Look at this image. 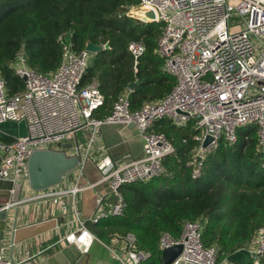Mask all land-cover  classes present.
<instances>
[{
	"label": "built area",
	"instance_id": "obj_1",
	"mask_svg": "<svg viewBox=\"0 0 264 264\" xmlns=\"http://www.w3.org/2000/svg\"><path fill=\"white\" fill-rule=\"evenodd\" d=\"M138 0L118 17L134 18L138 8L154 13V23L162 24L156 53L163 60V70L174 78L170 92L160 100L130 110L128 88L111 105L109 114L97 119L93 114L104 106L99 84L93 80L81 85L83 75L93 55L85 49L75 52L72 34L57 37L62 53L55 71L38 74L26 63L20 52L11 63L14 74L23 81V89L13 95L7 91L0 74V124L12 122L25 125V134L11 142H0V180L27 186V161L39 150L61 151L62 144L76 140L87 131L90 143L104 125L133 126L142 139V155L124 165L109 160L98 163L101 181L115 198L108 215H121L124 207L120 189L129 184L145 183L163 175V159L173 153L172 143L163 135L151 132L154 124L167 119L179 128L194 122L196 133L192 177L198 178L205 156L216 149L220 141L229 145L236 142L239 128L254 124L257 127V148L264 150V0ZM238 17L243 27L231 26ZM127 50L136 68L145 46L142 41H131ZM207 138L208 146L202 145ZM79 147L64 151L68 157L79 155ZM85 148L80 167L89 156ZM67 191H50L37 198H53L61 205ZM102 199L97 200L101 204ZM12 206V205H8ZM99 217L90 219L92 224ZM205 221L182 223L179 238L162 233L158 250L181 246L180 255L171 264H221L217 248L202 245ZM83 226V225H81ZM87 232L82 229V233ZM80 233V232H79ZM88 233V232H87ZM89 234V233H88ZM73 234L67 235L71 236ZM90 235V234H89ZM66 236V237H67ZM116 246L114 257L121 264H143L149 252L135 246L133 234H126ZM61 244L63 239L58 240ZM251 264L264 258V227H259L244 247ZM0 264H20L0 252Z\"/></svg>",
	"mask_w": 264,
	"mask_h": 264
},
{
	"label": "trees",
	"instance_id": "obj_2",
	"mask_svg": "<svg viewBox=\"0 0 264 264\" xmlns=\"http://www.w3.org/2000/svg\"><path fill=\"white\" fill-rule=\"evenodd\" d=\"M137 4L138 0H0V74L8 93L23 89L11 68L17 54L22 52L36 73H51L62 53L57 37L68 32L75 52L83 51L88 42L108 45L93 55L81 82L97 81L104 96L95 118L106 117L131 84V111L165 97L174 78L163 70L156 53L162 24L118 17ZM139 40L145 51L134 69L127 45ZM190 124L177 128L167 119L154 124L150 131L163 134L174 149L163 159L165 172L148 182L123 186L121 215H107L90 227L97 239L108 244L114 237L133 234L135 246L150 254L143 264H163L160 235L179 238L182 223L204 220L202 245L215 246L219 261L248 245L254 232L264 227V150L257 148L256 125L237 129L233 145L221 140L202 161L200 176L193 178L190 163L198 142L188 132Z\"/></svg>",
	"mask_w": 264,
	"mask_h": 264
},
{
	"label": "crops",
	"instance_id": "obj_3",
	"mask_svg": "<svg viewBox=\"0 0 264 264\" xmlns=\"http://www.w3.org/2000/svg\"><path fill=\"white\" fill-rule=\"evenodd\" d=\"M22 123L7 122L0 124V137H7L9 143L14 138L25 134ZM90 134L85 131L79 133L71 144L78 146L81 159L85 148L90 146L89 156L84 159L81 167L67 178V187L63 184L42 192H32L28 188L21 193V200L27 205L20 209L12 252L8 251V241L3 245L5 255L17 263L36 256L59 240L60 230L65 229V236L87 231L93 241L88 248L90 259L88 264H121L114 257L120 250L118 237H114L108 244L101 242L91 232V217L103 218L108 215L115 204V198L109 193L105 183L101 181L98 163L109 160L119 166L142 155V139L136 128L125 127L121 124L104 125L97 136L90 143ZM69 143V142H68ZM71 195L62 197L61 205H55L53 198H37L40 194L50 191H70ZM101 198V204L97 200ZM83 225V226H81ZM162 254V253H161ZM221 264H251V259L244 248L236 250L228 257L219 260Z\"/></svg>",
	"mask_w": 264,
	"mask_h": 264
},
{
	"label": "water",
	"instance_id": "obj_4",
	"mask_svg": "<svg viewBox=\"0 0 264 264\" xmlns=\"http://www.w3.org/2000/svg\"><path fill=\"white\" fill-rule=\"evenodd\" d=\"M139 12L135 20L143 24L154 23V13L149 9L138 8ZM108 45H95L88 42L85 51L97 54ZM133 84L128 90L133 89ZM211 142L207 138L202 145L205 149ZM61 151L39 150L33 152L27 161V186L23 184H13L11 181L0 180V252L4 250L3 245L8 241L9 253L13 250L14 233L20 209L28 203L21 200V193L26 188L32 192H42L63 184L67 187V178L70 174L80 168L81 159L78 156L68 157L64 151L72 150L71 143L62 144ZM12 205V206H8ZM60 239L64 243L55 242L40 254L33 256L20 264H88L90 255L88 248L93 241V237L82 231L71 236H65V229L60 230ZM181 246H174L162 252V263L171 264L181 253Z\"/></svg>",
	"mask_w": 264,
	"mask_h": 264
},
{
	"label": "rangeland",
	"instance_id": "obj_5",
	"mask_svg": "<svg viewBox=\"0 0 264 264\" xmlns=\"http://www.w3.org/2000/svg\"><path fill=\"white\" fill-rule=\"evenodd\" d=\"M229 2L231 4H235L236 3V1H234V0H230ZM230 25L231 26L243 27V23L241 22V19L238 18V17L231 18ZM21 127H22V130H25V128L23 126H21ZM195 131H196L195 124H194V122H191L188 132H193V135H194L195 134ZM179 133L180 134H184L185 133V130L184 129H181V130H179Z\"/></svg>",
	"mask_w": 264,
	"mask_h": 264
}]
</instances>
